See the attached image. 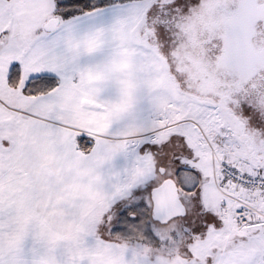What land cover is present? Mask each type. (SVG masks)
<instances>
[{"label":"snow or ice","instance_id":"6c2138e0","mask_svg":"<svg viewBox=\"0 0 264 264\" xmlns=\"http://www.w3.org/2000/svg\"><path fill=\"white\" fill-rule=\"evenodd\" d=\"M0 264H264V0H0Z\"/></svg>","mask_w":264,"mask_h":264}]
</instances>
